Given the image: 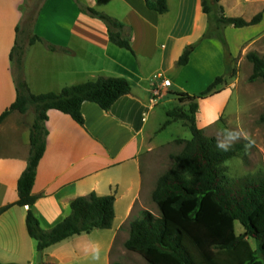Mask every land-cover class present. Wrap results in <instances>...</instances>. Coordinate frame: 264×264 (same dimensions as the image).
Segmentation results:
<instances>
[{
	"label": "crops",
	"instance_id": "crops-1",
	"mask_svg": "<svg viewBox=\"0 0 264 264\" xmlns=\"http://www.w3.org/2000/svg\"><path fill=\"white\" fill-rule=\"evenodd\" d=\"M24 3L17 2L5 41L0 31V115L16 97V72L10 53L16 28L22 30L20 7ZM219 5L225 16L245 21L262 14L256 25L223 28L231 59L257 52L255 45L264 39V0H219ZM167 6L168 11L159 15L148 10L144 0L41 3L29 37L41 41L26 45L23 57V77L32 94L58 93L64 87L99 78H124L131 90L108 111L84 102L80 110L83 125L61 112H47L43 124L45 150L32 189L37 200L29 210L40 228L48 231L70 214L74 199L90 193L113 195L114 220L111 229L93 230L51 246L41 253L39 263L37 244L25 226L28 207L13 206L0 215V264H111V251L121 227L133 214L145 210L160 177L153 158L169 142L156 141L158 130L152 126L162 99L176 93L163 88V82L213 79L225 69L221 42L212 37L202 39L209 17L202 12L201 0H167ZM81 7L121 23L122 36L129 40L132 53L111 44L106 25L81 12ZM231 29L245 31L247 37L237 42L230 33L227 35ZM48 45L56 51H50ZM186 49L190 50L188 62L178 67ZM156 79L162 83L158 85ZM30 125L18 113L0 124V136H24L23 140L0 143V208L18 200L17 182L30 150ZM97 248L100 258L93 260Z\"/></svg>",
	"mask_w": 264,
	"mask_h": 264
},
{
	"label": "trees",
	"instance_id": "trees-1",
	"mask_svg": "<svg viewBox=\"0 0 264 264\" xmlns=\"http://www.w3.org/2000/svg\"><path fill=\"white\" fill-rule=\"evenodd\" d=\"M144 3L148 10L159 15L168 11L167 0H144ZM201 7L209 17V27L202 39L212 37L223 45L224 73L198 95L173 93L181 105L186 104L187 109L168 111L160 131L172 123L181 122L190 131L191 139L175 141L182 146L181 151L172 157V167L158 178L151 193L150 198L158 215L142 211L139 217L129 222L128 238L123 247L140 256L146 264H264V174L230 180L221 166L236 157L243 146L236 143L224 151L217 147L216 138L206 136L196 125V101L218 94L217 87L223 85L228 76L230 55L221 30L256 25L261 21L262 14H257L250 21L227 17L219 0H201ZM80 10L106 25L111 44L132 53L129 40L122 36L124 26L121 23L91 8L81 7ZM212 14H215L213 21ZM16 34L10 53L16 72V97L0 115V124L10 114L24 115L29 109H33L34 119L30 125L27 166L17 182L18 200L13 205L0 208V215L13 206L28 207L25 218L27 234L35 240L37 252L41 254L71 237L93 230L111 229L115 201L113 195L100 197L95 193L78 197L71 202L70 214L62 222L48 231L40 228L29 209L37 200L32 189L36 169L45 150L46 131L43 124L47 112H61L78 125H83L80 110L84 102L94 103L101 110L108 111L118 99L129 94L131 87L124 78H99L64 87L58 93L34 95L23 77L25 47L19 41V27ZM37 41L41 40L32 36L27 45ZM48 49L56 51L51 45ZM189 55L190 50L186 49L177 66H185ZM245 57L252 65L248 81L264 82V60L256 52H249ZM261 122L264 123V116ZM235 223L241 226V234H236ZM249 240L255 249H252ZM111 264L122 263L114 261Z\"/></svg>",
	"mask_w": 264,
	"mask_h": 264
},
{
	"label": "rangeland",
	"instance_id": "rangeland-1",
	"mask_svg": "<svg viewBox=\"0 0 264 264\" xmlns=\"http://www.w3.org/2000/svg\"><path fill=\"white\" fill-rule=\"evenodd\" d=\"M18 1L0 0V31L4 37L3 41L6 40L9 34L7 24L11 25L12 23ZM41 3L42 0H25L23 6L20 7L23 20H21L22 23L20 22L22 32L19 41L21 40L23 47L27 45L31 34L32 22L36 18ZM221 31L225 39V29ZM228 31L227 35L230 33L232 39L237 42L247 37V32L245 31L235 29ZM255 50L264 60V39L255 45ZM228 62L229 71L226 82L217 87L220 92L207 97L206 100L196 101L197 103L202 101L199 103L196 125L204 131L206 136L214 137L220 143H224L229 147L236 143H240L243 146V150L236 157L228 160L221 166L222 172L230 180H238L264 174V123L261 122V117L264 116V82L258 80L250 83L248 81L252 73V65L247 61L246 57L230 58ZM222 73L221 75H223ZM215 78L203 77L198 80L179 79L163 88L170 93H184L190 96L198 95L204 92ZM155 82L160 85L162 80L156 79ZM177 99L178 97L172 94H168V96L162 99L156 109L157 119L154 120L152 126L154 130H158L155 136L156 141L169 142L160 147L153 158V162L155 163L154 168L159 176L172 167V157L181 151L182 146L176 144L175 141L191 139L190 131L188 128L183 127L181 122L172 123L162 131H159L166 120V113L168 111L176 108L187 109L186 104L181 105ZM23 119L31 124L34 119L33 109H29L23 115ZM206 123L208 124L206 125ZM230 134H238V138L232 140L229 138ZM4 135L0 136V143L9 144L15 139H24L22 134L18 135L17 138L13 134L11 136L10 134L8 136ZM144 209L155 216L158 215L156 206L151 201V198L146 200ZM142 211L133 214L130 220L121 227L111 251V262L146 264L140 256L128 252L123 247L129 233V222L139 217ZM235 232L236 234L243 232L238 223H235ZM249 242L252 249H255L253 242L251 240Z\"/></svg>",
	"mask_w": 264,
	"mask_h": 264
},
{
	"label": "clouds",
	"instance_id": "clouds-1",
	"mask_svg": "<svg viewBox=\"0 0 264 264\" xmlns=\"http://www.w3.org/2000/svg\"><path fill=\"white\" fill-rule=\"evenodd\" d=\"M229 138L232 139V140H235V139L238 138V134H230ZM217 147L222 149V150H224V151H227L229 149L228 145H226L224 143H220V142H218ZM99 258H100L99 249L97 248V250H96V252H95V254L93 256V260H99Z\"/></svg>",
	"mask_w": 264,
	"mask_h": 264
},
{
	"label": "built area",
	"instance_id": "built-area-1",
	"mask_svg": "<svg viewBox=\"0 0 264 264\" xmlns=\"http://www.w3.org/2000/svg\"><path fill=\"white\" fill-rule=\"evenodd\" d=\"M167 85H169V83L167 81H164L163 84H162V87L167 86ZM155 94H157V92Z\"/></svg>",
	"mask_w": 264,
	"mask_h": 264
},
{
	"label": "water",
	"instance_id": "water-1",
	"mask_svg": "<svg viewBox=\"0 0 264 264\" xmlns=\"http://www.w3.org/2000/svg\"><path fill=\"white\" fill-rule=\"evenodd\" d=\"M37 261L40 263V261H41V254H38Z\"/></svg>",
	"mask_w": 264,
	"mask_h": 264
}]
</instances>
